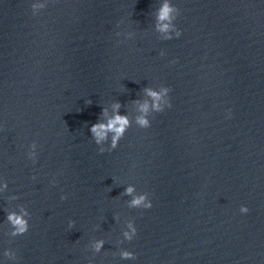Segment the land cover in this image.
Segmentation results:
<instances>
[{
	"label": "water",
	"instance_id": "water-1",
	"mask_svg": "<svg viewBox=\"0 0 264 264\" xmlns=\"http://www.w3.org/2000/svg\"><path fill=\"white\" fill-rule=\"evenodd\" d=\"M161 86L172 106L141 129ZM117 102L132 126L100 153ZM0 264H264V0H0Z\"/></svg>",
	"mask_w": 264,
	"mask_h": 264
},
{
	"label": "clouds",
	"instance_id": "clouds-1",
	"mask_svg": "<svg viewBox=\"0 0 264 264\" xmlns=\"http://www.w3.org/2000/svg\"><path fill=\"white\" fill-rule=\"evenodd\" d=\"M37 5L33 3L31 5L32 14L35 15L33 11ZM40 7H44V5H40ZM179 15V10L172 5L164 4L159 11L158 20L160 21H168L169 23L163 24L162 27L159 28L160 31L168 33L164 39L171 40L173 39V34L175 38H179L182 33L178 30L173 23L177 19ZM117 35H120L117 33ZM164 55L163 52L160 53ZM146 95L151 99V103L145 101L143 104H140L139 111L142 113L136 118V125L141 129H147L151 127V120L149 119L150 111L151 113H161L166 108H171V101L169 97L170 89L165 86H161L157 89H153L151 87L144 89ZM91 104V101H89ZM121 104L119 102L113 104L114 115L107 119L106 122H102L99 118L96 123L92 124L90 127V133L94 142L99 146V152H111L115 150L119 146L120 140L125 136L128 129L132 126L131 121L128 119L127 115L120 114ZM107 109L102 108L101 116H107ZM227 118H231V112L229 111ZM109 133H111V139L109 142ZM108 144L107 147L103 146ZM36 149L37 144L33 142L30 145V150L28 152L29 159L36 161ZM51 183L55 184L56 181L53 180ZM135 192V186L129 185L125 188L124 195L132 196ZM67 196H61V200H66ZM129 208L134 209H150L152 207V202L149 199L148 193H140L132 196V199L129 201L128 204ZM241 213H248L249 209L246 206H241L240 208ZM25 216L27 213L24 214ZM8 221L13 225L14 232L12 233L13 236H21L28 232L29 226L26 219L23 216L17 215L15 213H9L7 217ZM74 224L73 221L69 222V227H72ZM137 234V229L134 225V222L129 220L126 224V230L123 232V237L127 241H131ZM103 241H98L94 244V248L97 252L103 247ZM5 255L15 258V253L8 251ZM122 259H133L134 253L130 251H123L121 252Z\"/></svg>",
	"mask_w": 264,
	"mask_h": 264
}]
</instances>
